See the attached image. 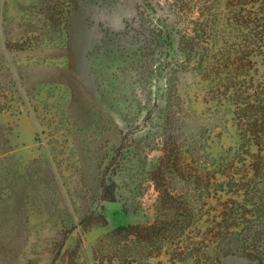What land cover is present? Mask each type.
I'll use <instances>...</instances> for the list:
<instances>
[{
    "label": "rangeland",
    "instance_id": "obj_1",
    "mask_svg": "<svg viewBox=\"0 0 264 264\" xmlns=\"http://www.w3.org/2000/svg\"><path fill=\"white\" fill-rule=\"evenodd\" d=\"M226 1L0 0V264H168L113 233L153 224L164 198L200 217L210 263L260 264L264 192L241 190L232 107L172 77L178 35L202 17L225 35ZM226 207L248 231L219 234Z\"/></svg>",
    "mask_w": 264,
    "mask_h": 264
},
{
    "label": "trees",
    "instance_id": "obj_2",
    "mask_svg": "<svg viewBox=\"0 0 264 264\" xmlns=\"http://www.w3.org/2000/svg\"><path fill=\"white\" fill-rule=\"evenodd\" d=\"M216 20L217 29L227 30L225 35L199 33L202 26L207 28L211 24L203 17L194 19L191 29L178 35L176 46L180 59L172 77L189 72L203 81L206 79L207 95L232 107L238 162L246 177L241 190L255 199L256 194L264 192V0H227ZM166 90L170 94V87ZM256 181L263 183L261 190ZM240 188L238 185L237 192ZM200 191L209 197V188L204 183ZM164 200H160L162 205L153 224L119 226L113 233L125 231L141 244L155 246L157 252L164 251L169 255L168 264H215L204 257L209 241L207 231L201 232L199 228L200 217L187 207L182 213L179 206L170 204L167 208L168 199ZM166 209L176 210V216L167 220ZM259 210L264 212L262 207ZM244 217L239 207H226L219 234L227 233L231 225L239 228L238 232L248 231L242 225ZM257 236L249 245L258 248L260 264H264V231Z\"/></svg>",
    "mask_w": 264,
    "mask_h": 264
}]
</instances>
